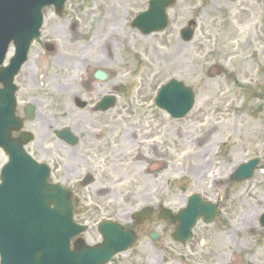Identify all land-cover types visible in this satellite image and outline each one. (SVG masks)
Here are the masks:
<instances>
[{
  "label": "rangeland",
  "instance_id": "obj_1",
  "mask_svg": "<svg viewBox=\"0 0 264 264\" xmlns=\"http://www.w3.org/2000/svg\"><path fill=\"white\" fill-rule=\"evenodd\" d=\"M147 5L68 0V13L87 15L90 25L102 22L105 30L92 33L87 49L69 48L55 37L60 45L47 56L49 65L70 59L76 65H124L123 114L110 129L118 168L114 177L100 172L77 197L75 220L89 225L82 236L100 242V221L131 226L132 215L145 207L177 212L199 193L220 209L213 223L199 221L194 240L181 245L172 239L175 225L154 220L145 231L138 228L135 246L109 264H264V0H176L168 10L169 27L145 36L130 23ZM100 15L106 22L97 21ZM191 19L197 21L195 35L186 42L180 31ZM173 78L196 94L181 119L155 104L160 87ZM256 157L262 161L251 180L229 181L238 164ZM4 160L0 153V166ZM72 179L67 184L78 185ZM108 186L110 192H98ZM149 230L160 240L153 243Z\"/></svg>",
  "mask_w": 264,
  "mask_h": 264
},
{
  "label": "water",
  "instance_id": "obj_2",
  "mask_svg": "<svg viewBox=\"0 0 264 264\" xmlns=\"http://www.w3.org/2000/svg\"><path fill=\"white\" fill-rule=\"evenodd\" d=\"M17 2L18 0H0V63L8 43L14 39L18 49L13 65H21L30 40L38 34L41 8L50 4L62 8L65 0H28L24 2L27 19H19V12L22 10L15 6ZM173 2L174 0H151L149 10L137 17L135 26L145 34L164 29L167 26L165 8ZM10 3L18 12L11 20L6 10ZM183 36L186 40L191 39L190 28L183 32ZM156 102L172 116L182 117L192 108L194 93L191 88L173 79L162 87ZM9 110L14 111L13 101ZM9 130H6L7 134ZM257 162L258 160H254L241 165L233 179L241 181L251 177ZM1 177V264H105L112 254L127 249L137 239L133 231L125 232L120 225L105 221L99 225L104 235L102 244L88 247L84 240L78 239L75 249L71 250V238L81 233L84 227L72 220L73 204L70 194L47 183L46 171L38 166L35 168L13 162L4 168ZM150 213L151 209L147 208L137 213L136 218L144 222ZM168 213L169 210L165 209L159 218L164 219ZM215 214V206L193 196L189 206L174 217L179 222L174 238L185 241L190 237L191 228L199 216H203L205 221H211ZM151 237L157 238L153 234Z\"/></svg>",
  "mask_w": 264,
  "mask_h": 264
},
{
  "label": "flooded vegetation",
  "instance_id": "obj_3",
  "mask_svg": "<svg viewBox=\"0 0 264 264\" xmlns=\"http://www.w3.org/2000/svg\"><path fill=\"white\" fill-rule=\"evenodd\" d=\"M53 17L45 19L40 39L32 44L29 58L33 65H22L14 78L21 128L12 136L29 137L26 152L53 166L54 181L72 186L75 196H80L100 172L101 177L105 172L116 176L118 143L110 129H115L114 121L123 114L124 65H76L75 59L66 65H49L48 60L42 61L43 55L50 58L55 52V37L70 44L69 48L82 44L87 49L92 33L105 30L102 22L90 25L92 19L87 15L64 12ZM100 18L97 21L106 22ZM80 164L81 171L74 172L73 167ZM86 177L92 178L89 185L84 183ZM69 179L78 185L67 184ZM98 192H110V186Z\"/></svg>",
  "mask_w": 264,
  "mask_h": 264
}]
</instances>
